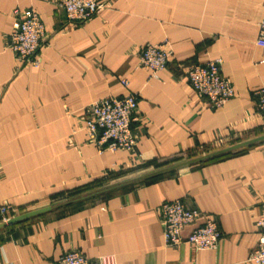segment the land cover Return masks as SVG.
<instances>
[{"label":"crops","instance_id":"crops-1","mask_svg":"<svg viewBox=\"0 0 264 264\" xmlns=\"http://www.w3.org/2000/svg\"><path fill=\"white\" fill-rule=\"evenodd\" d=\"M25 10L47 31L39 69L20 68L8 48L15 12ZM263 22L264 0H108L75 26L58 0H0V206L22 218L0 230V264H55L72 250L116 264H250L264 141L198 165L185 160L227 137L264 136L254 95L264 85ZM164 42L171 64L152 79L140 52ZM216 59L235 97L210 110L185 71ZM130 93L140 95L136 151H100L85 130L93 104ZM111 177L128 180L69 199ZM173 201L217 220L216 250L165 244L159 208Z\"/></svg>","mask_w":264,"mask_h":264},{"label":"built area","instance_id":"built-area-1","mask_svg":"<svg viewBox=\"0 0 264 264\" xmlns=\"http://www.w3.org/2000/svg\"><path fill=\"white\" fill-rule=\"evenodd\" d=\"M70 25L84 24L100 15L108 8V0H58ZM48 39L41 16L34 10L16 11L13 31L8 48L12 51L20 68L42 66V50ZM259 42L264 45V22L261 26ZM173 51L167 42L159 45L148 44L141 49L139 66L158 79L159 73L166 70L172 60ZM223 61L216 59L206 64H189L186 75L200 102L210 110L223 108L235 97L231 81L222 75ZM124 87L129 82L123 80ZM257 110L264 119V85L255 93ZM138 93L124 97H104L96 101L86 120L85 130L89 141L100 151H126L134 153L138 139L133 124L139 121ZM11 207L0 206V218L10 220ZM165 244L178 249L183 244L197 252L214 251L221 240L217 220L186 207L181 201L165 202L159 208ZM259 240L252 251L249 263L264 264V209L256 220ZM55 264H116L114 257L102 256L90 259L77 250L66 252Z\"/></svg>","mask_w":264,"mask_h":264},{"label":"rangeland","instance_id":"rangeland-1","mask_svg":"<svg viewBox=\"0 0 264 264\" xmlns=\"http://www.w3.org/2000/svg\"><path fill=\"white\" fill-rule=\"evenodd\" d=\"M258 136L253 137V138H249V139H234V137H227L225 138L223 141H217L216 143L209 145L208 147H205L203 149H199L196 152H194L191 157H187V159L185 160V162H193L192 164H190L189 166H193V165H198L207 161H211V160H215L218 158H221L223 156L229 155V154H234L237 153L243 149H246L248 147L254 146L257 143H253V144H246L244 146H241L242 144L248 143L250 141H253L255 139H257ZM227 149L229 150L226 153L223 154H219L223 151H227ZM219 154V155H216ZM211 155H215V157L209 158V159H205L203 161H201L202 159L209 157ZM182 169V168H181ZM127 181L128 179H118V177L114 178L111 177L109 179H107L104 183H101L99 185H97V190H93V191H89V192H83V193H79L78 195H74L72 197H70L69 199L73 200V199H77V198H81V197H85V196H95V194H97V192H102L104 190L110 189L112 187H115L117 185H120L121 182L123 181ZM109 192V191H108ZM2 222V221H1Z\"/></svg>","mask_w":264,"mask_h":264},{"label":"water","instance_id":"water-1","mask_svg":"<svg viewBox=\"0 0 264 264\" xmlns=\"http://www.w3.org/2000/svg\"><path fill=\"white\" fill-rule=\"evenodd\" d=\"M261 141H264V136H263V137H260V138H257V139H255V140H253V141H250V142H248V143L242 144L241 146H244V145L249 144V143H250V144L258 143V142H261ZM228 151H229V150L227 149V151H223V152H221V153H219V154H223V153H226V152H228ZM219 154H216V155H219ZM212 157H215V155H211V156H209V157H206V158L202 159L201 161H203V160H205V159L212 158ZM192 163H193V162H189V163H186L185 165H190V164H192ZM185 165H184V166H185ZM184 166H183V167H184ZM181 167H182V166H181ZM178 168H180V167H177L176 169H178ZM172 170H173V169H172ZM118 187H121V186H118ZM118 187H113V188L107 189V190H105V191L99 192V193H97V194L105 193V192H108V191H110V190H112V189H116V188H118ZM95 195H96V194H95ZM21 219H22V218H14V219H10L7 223L2 222V223L0 224V230L6 228V227H8V226H11V225L16 224V223L19 222Z\"/></svg>","mask_w":264,"mask_h":264}]
</instances>
